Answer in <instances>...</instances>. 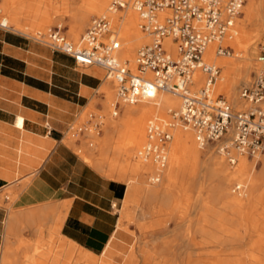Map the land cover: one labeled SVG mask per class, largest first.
Listing matches in <instances>:
<instances>
[{"label": "crops", "instance_id": "obj_1", "mask_svg": "<svg viewBox=\"0 0 264 264\" xmlns=\"http://www.w3.org/2000/svg\"><path fill=\"white\" fill-rule=\"evenodd\" d=\"M23 1L28 0H15L10 5L14 17H49L39 13L43 12L39 8L44 6V0H29L35 5V14L30 16L24 14L22 5L18 6ZM50 1L60 6L64 3ZM75 1V5L81 3ZM93 66H80L71 56L37 41H28L23 34L0 26V199L10 191L3 192L4 188L17 180H12L14 176L25 173L22 180L9 186L16 192V200L10 204L5 197L0 205V255L4 244L10 243L18 247L19 258L25 260L20 244L45 243L48 245L43 251H49V256L36 254L33 263L44 260L50 264L56 252L57 234L95 255L102 254L114 237L109 252L117 262L128 252L122 246L117 212L126 196V183L103 176L64 140L80 114L99 97L103 80ZM93 106L101 108L99 103ZM197 205L193 204L198 209L192 207L188 219L175 216L167 222L166 229L151 236L152 242L161 243L155 247L160 258L168 250L164 242H177L180 245L174 250L179 252L186 242L187 227L195 230L200 224L208 227L210 221H216L218 215L212 213L213 209L232 214L230 209L217 204H212V209L201 203ZM160 210L174 208L162 203ZM205 211H209L207 219L202 215ZM58 216L61 220L55 230ZM229 220L220 222L227 228H235L238 219ZM192 236L200 241L205 235L194 231ZM245 237L248 239L249 234Z\"/></svg>", "mask_w": 264, "mask_h": 264}, {"label": "bare ground", "instance_id": "obj_2", "mask_svg": "<svg viewBox=\"0 0 264 264\" xmlns=\"http://www.w3.org/2000/svg\"><path fill=\"white\" fill-rule=\"evenodd\" d=\"M110 1L111 0H86L84 7L80 10L77 9L72 17L74 18L76 26L82 27L88 15L94 13L106 15L110 20V24L112 23L116 28V33H118L120 39L118 48L119 56H117V52L116 56L120 60L130 61V67L135 69L137 61L134 50L138 45L146 42V35L149 37V43L151 41V36L143 30L144 33L140 32L138 28L140 16L134 6L136 0L129 3V5L126 4L127 0H112L113 2L109 5ZM114 2L123 4V9L118 6L116 8L113 7L112 4ZM33 4L34 3H25L23 8L27 11L33 10L35 9V5ZM62 8L67 10L68 5L66 3H63L62 6L55 5L53 9L59 10ZM241 8L240 12L243 16L242 18L239 15L236 17L234 27L236 29V34H238V26L242 25L247 35V46L244 49V55L236 54L234 58H226L227 55L218 54L216 51L219 42L212 41L207 45L202 57L204 61L221 68L220 79H217L218 81L214 84V92L224 94L231 105L236 107V109L246 106L239 96V85L248 83L250 72L258 69L260 61L264 62V57L257 54V50L251 41L252 35L259 37L264 33V0H247ZM47 9L49 8H45V6L39 8V10L42 11H47ZM1 24L5 27L9 26V24L16 25L18 29H23L30 35L32 32H34L35 35L36 32L42 31V28H39L40 26L38 27L34 23L24 24L21 19L14 17L12 14H10L9 17H3ZM85 32L83 34H85ZM126 36H128V39ZM79 38L73 42H77ZM231 39L232 38H227L222 43L226 44L227 40ZM165 45L173 55L176 54V46L170 39H166ZM204 78V74L201 71H197L194 76L195 84L193 88L196 89L200 87L204 82ZM181 107L182 100L180 96L170 90H155L150 97H146L135 104H125L122 112L118 113V111H116L118 118L111 119L110 128L114 126L118 129L120 135L124 136L131 145L127 146L124 151L118 149L117 160L115 161L108 160L107 157L103 156L101 158H93L90 160L91 164L107 177L124 180L126 182L127 190L125 201L127 206H130L132 212L136 211V208L141 204L148 205L155 201H162L167 204L170 200L169 193L172 188L177 186L180 182L183 184L187 182V186L192 184V180L185 179V173L192 168L194 172L200 173V178H202L201 176H203V174H206L205 176L208 177L216 176L217 181L210 191V198L211 201H214L222 208H227L232 211V214L228 213L225 216L228 221H230L229 219L232 218V215H235L241 210V207L250 204H253V206L259 203L262 204V213L264 214V158L262 157L261 165L257 167L259 158L257 161H254L255 159L251 161L249 155L237 152L232 146H229L228 151L221 150L222 141H218L220 143L215 149H212V142H208L204 146H201L193 130L184 128L177 120H173L172 112L180 111ZM168 110H172L171 116L167 114ZM114 112L115 108L113 114ZM151 119L171 121V123H173L172 126H174L170 129L173 139L168 143L167 148L168 158H170L168 160V165H166L168 167H165L166 169L164 168L165 171L163 170L162 183L158 185L151 184L148 180L149 176L144 178L145 170L153 174L158 171L157 165L152 160L143 159L138 155V152L148 140L147 128ZM207 144H209L208 147L206 146ZM205 146L207 150L202 151V149L206 148ZM257 155H255L254 158H256ZM229 157L234 158L235 164H237L236 169L234 168L231 173L228 167V163L232 164ZM120 158H123L125 161L122 162ZM29 180L30 179L27 181ZM233 181H236L235 188H240L242 186L244 197L239 198L233 194L235 190L230 186ZM241 194L242 193H238V196ZM193 195L194 196L189 195L187 198L190 206L191 204L199 205V203H201L205 208H210V205L207 204V200L203 201L199 193ZM193 207L195 208V206ZM139 210L142 212V208ZM192 210L193 209H191V211ZM214 212L216 213L217 211L214 209ZM204 213L208 216L209 211L203 212L202 215H204ZM29 216L31 215L29 214ZM30 218L32 219V217ZM60 220L61 216H58L55 230L58 229ZM254 220L255 218H251L247 223H242L241 226L243 229L241 232L240 229H233V237L224 236V228L226 229L227 227L215 220L210 221L209 224L211 223V225L208 227L204 225L201 226V224L199 227L197 226L195 230L191 227H187L184 233L186 234L184 242H186L184 244L182 243V247L180 246L183 250L180 249V251L177 252L174 248L171 249L167 247V253H170L171 257L164 256L167 253L161 255L165 260L164 264H167V261L168 264H182V262L176 260L177 258H183L184 264H188L191 257L194 255H197V257H195V259H197L195 264H212V261L209 260V256L214 253L220 254V252L224 253V256L223 258L221 256L217 257V260L222 264H264V244H260L252 237L255 232L257 234L259 231ZM122 228L123 227H121V229ZM37 230H40V227H38ZM194 231L199 232V234L202 233L205 236H202L203 238L200 241L188 237L187 234L193 233ZM246 233L251 235V237L247 239L245 237ZM113 239L114 237H112L106 250L102 254L95 255L79 246L67 242L57 234L55 238L57 253L55 256H51L50 264H67V259L70 255L74 258V264H117L119 262L113 260L109 252V248L113 246ZM46 245L48 244H20L19 248L22 249V258H30V261H33V256L36 254H46L48 257L50 252L47 250L43 251ZM50 245L51 248H53V242H51ZM17 248V246L15 247L10 243L4 244L1 250L0 264H25L24 260L19 258L16 252ZM198 248H202L205 251L204 253L206 255L203 253V256H208V254L209 256L207 258L201 257V254L197 253ZM144 249L145 248L141 247V245L138 248L136 247V249H130L124 256L125 258L121 261L122 264H138V260H142L143 264H149L156 258V251L145 252ZM178 253L180 254L179 256ZM26 263L29 264L28 262Z\"/></svg>", "mask_w": 264, "mask_h": 264}, {"label": "built area", "instance_id": "obj_3", "mask_svg": "<svg viewBox=\"0 0 264 264\" xmlns=\"http://www.w3.org/2000/svg\"><path fill=\"white\" fill-rule=\"evenodd\" d=\"M246 1L136 0L134 6L140 16V27L151 36V41L138 48L135 72L116 56L119 41L106 15L94 16L77 42L65 36L58 25L30 37L53 51L71 56L80 66L94 65L105 70L106 78L116 89L114 116L121 104H135L152 96L155 90H170L182 100L181 110L172 112L173 120L193 130L201 146L222 141L221 150L228 151L232 146L241 154L254 156L264 154V64L240 87L239 96L246 106L236 109L223 94H215L214 84L220 69L202 58L212 41L219 42L218 54H232L233 48L222 42L236 35L235 18ZM122 5L112 4L115 8H123ZM166 39L176 46L175 55L166 48ZM261 49L264 52V43ZM197 71L205 78L195 89ZM172 124L151 119L148 140L138 152L141 158L157 165L158 171L148 175L152 183L159 181L167 164ZM229 160L235 164L234 158Z\"/></svg>", "mask_w": 264, "mask_h": 264}, {"label": "rangeland", "instance_id": "obj_4", "mask_svg": "<svg viewBox=\"0 0 264 264\" xmlns=\"http://www.w3.org/2000/svg\"><path fill=\"white\" fill-rule=\"evenodd\" d=\"M2 1H5V2L2 3ZM14 1L15 0H0V24L2 22L3 17H9L10 14H12L13 9L11 8L10 5ZM44 1L45 2L43 5L45 6V8H49V9H47V11H43L42 13L41 12H39V13L43 14V15H47L49 17H47V18H31V17H28V18L21 19L24 24L34 23L36 26H38V27L40 26L39 28H42V31H41L42 33H46L48 29H50L53 26L58 25V26H61L62 32L65 34V36H67L72 41H76L87 30L88 26L90 25L92 18L94 16H98L97 13L88 15L85 22H84V25L82 27H77L72 15L75 13V11L77 9L80 10V9H82V7H84V5L86 4V0H81V3L78 5H75V4H77V2L75 0L71 3H70V0H63V2L68 5L67 10H64L63 8L59 9V10H54L53 8H54L55 4H53L50 0H44ZM132 1H134V0H127L126 4L129 5V3H131ZM112 2L113 1L111 0L109 5H111ZM25 3H34V2L29 1V0L23 1L18 6L22 5V7H23V5ZM69 9H73V10H69ZM121 9H123V8H121ZM24 14L30 16V15H34L35 12L33 10H28V11L25 10ZM50 16H52V17H50ZM239 16L242 18L243 15L241 12H240ZM138 18H139V16H138ZM138 22H139L138 28H139L140 32L144 33L142 31V29L140 28V20H138ZM111 27H112L115 35L117 34L115 37L118 39V41H120V39L118 37V33H116L117 32L116 28L114 27V25L112 23H111ZM238 27H239V33L236 34L231 40H227V42H226V44L230 45L233 48L232 54L226 56V58H234V57H236L235 56L236 54H239V55L243 54L244 55V49L247 46V35L244 32V28H242V25L241 26L239 25ZM7 28L23 33L28 41H32V42L35 41V39L33 40V37H30L31 35H34V32H32L30 35L27 32H25L23 29H18L16 27V25L14 26L13 24L12 25L9 24V26H7ZM240 29H241V31H240ZM261 36L256 37V36L252 35L251 41L253 42V45L257 50V54L261 57H264V52L261 49V45L264 43V33ZM126 38L128 39V36H126ZM146 39H147L146 42L138 45L136 47V49L134 50L135 56H136V52H137L138 48L141 47L143 44L148 43L149 37L147 35H146ZM118 51L119 50H117V56H119ZM121 61L127 62L128 67L132 71L135 72L137 70V65H136L135 69H132L130 67V61H128V60H121ZM263 64H264V62L260 61V66L258 67V69L250 72L249 81L251 80L253 74L256 73L262 67ZM93 69L95 70V73L103 80L102 85L98 89L99 97L95 98L92 101V103L80 114L78 119L72 124L70 129L65 133V137H64L65 138L64 140L76 150V152L81 156V158L90 164H91L90 160H92L93 158H101L103 156L107 157L108 160L115 161V160H117L118 149H121L122 151H124V149L127 146L131 145L130 142H128L124 136L120 135L118 129H116L114 126L113 127L111 126V128H110V122L112 121L111 119L118 118V115L114 116V114H113L114 105L117 101L115 86H114L113 82H111L110 79L106 78L105 70H103L102 68H100L98 66H93ZM219 69H220V74H221V68L219 67ZM220 74H219L218 80L220 79ZM241 86L242 85L240 84L238 87V91H239ZM215 94H218V93H215ZM100 96H102V98H100ZM225 98L228 100L227 97H225ZM95 103L101 104V108L100 109L95 108L93 106V104H95ZM123 107H124V105L121 104L120 107L117 108L118 113L123 111ZM234 108H236V107H234ZM238 109H241V108H238ZM172 110H175V109H172ZM172 110H168L167 114L171 116ZM100 122H102V123H100ZM98 123H99V125H98L99 127L97 126L98 128H96V124H98ZM172 139H173V137L171 138L170 141H172ZM219 143L220 142L211 143L213 145L212 149L217 148ZM208 145L209 144H207L206 146L208 147ZM207 147L205 149H202V151L207 150ZM167 153H168V150H167ZM254 157H255V155L250 156L249 159L251 161H253V159H255L254 161H257L259 158V160L257 161V167H259L261 165V159L264 158V154L257 155L256 158H254ZM120 159L122 162L125 161L123 158H120ZM169 159L170 158H168V160ZM133 161H135V160H133ZM168 163L169 162L167 161L166 165H168ZM16 165H19V163H17ZM165 167L167 168L168 166H165ZM228 167H229L230 173H231L234 170V168L236 169L237 164L228 163ZM163 170L161 172L160 180L158 182L152 183L148 179L149 182L153 185H158L159 183H162ZM147 172L148 171L145 170L144 178H147V176L149 175V172L148 173ZM100 173L102 175L104 174L102 172H100ZM24 175H25V173H21V172L17 173L14 176V178L12 179V180L17 179V180H15L9 186H11L12 184H14L15 182H17L19 180H22V178L25 177ZM199 175H200V173L194 172V169L190 168V171L185 173V179L192 180V184L190 186H187V182L185 184L180 182L177 186H175L174 188L171 189L172 192L170 191V193H169L170 194L169 195L170 200L167 203L171 204V206L174 208V210H166V211L160 210L161 204L163 202L162 201L161 202L155 201L154 203L152 202V204L149 203L148 205L147 204H143V205L141 204V205H139V207L136 208V211L132 212V210L130 209V206H127L126 201H125V197H124V199L120 202V204L118 206V211H117L119 214V224H118L119 229L118 230L122 232L121 240L123 243L122 246H123L124 250L127 249V251H129L130 249L131 250L136 249V247L138 248L141 245V247L145 248L144 249L145 252H149V251H153V250L155 252V250H156L155 247L157 245H161V243L155 242V241L152 243L151 236L161 232L164 229H166L167 228V222L170 219L174 218L175 216H179L180 219H188L190 217L189 215H190L191 209L193 207V204H191V206H190L189 205L190 203H188V201H187V198L189 195L194 196L193 194L199 193L201 198L203 199V201L207 200V204H209L210 209H212L211 205L216 204V203L214 201H211L210 191L215 186L217 178H216V176H213V177L205 176L206 174L205 175L203 174V176H201L202 178H200ZM103 176L107 177L105 174ZM234 177H235V175H234ZM123 182L126 183L124 180H123ZM235 184H236V181H233V183H231V185H230L235 190L233 192V194L239 198L244 197V192L242 190V186L240 188H235ZM9 186L4 188V190H3V192L8 191L6 189H9L10 191L7 192L6 195L3 196V199H0V205L3 204V200L5 197H8V202L10 204L16 200V196H17L16 192L13 191L12 187H9ZM23 186H24V184L21 181L20 187H23ZM238 193H242V194L240 196H238ZM151 206L154 208L153 210H151ZM180 207H182L183 210L177 211V208H180ZM138 208L139 209L142 208V212ZM189 208H190V211H189ZM224 209H226V208H224ZM144 211H145V213H144ZM216 211L217 212L215 213L214 209H213L214 215H218V217H217L218 219L216 221L220 222L221 220H227L225 218V216L228 213H226L224 210H222V211L216 210ZM203 217H205L206 219L208 218V216L205 213H204ZM235 218L238 219L237 226H235V228H232V229H230V228L225 229L224 228V230H225L223 233L224 236L233 237V234H232L233 229H240V232H241L243 229V227L241 226L242 223H247L251 218H255L254 222H256L257 227L263 229L262 227L264 226V214L262 213V204L259 203V204H256L255 206H253V204H250V205H245L244 207H241V210L239 212H237L235 215H232L231 219H235ZM220 223H222V222H220ZM222 224H224V223H222ZM121 227H123L124 230H123V228L121 229ZM261 229H259V231H258L259 233L257 232V234H256V232H255L254 236L252 235V237L255 238L256 241H258L260 244H264V231ZM187 235H188V237L194 238L192 236V233H189ZM256 235H260V237H258ZM185 237H186V234H185ZM249 237H251V235H249ZM135 245H137V246H135ZM163 245L172 249V248H175V246L178 244H177V242H174V241L172 242L169 240L168 242H164ZM204 252L205 251L202 248L201 249L198 248L197 253H200L201 257L207 258L209 256V254H208V256H203L202 254ZM54 253L56 255L57 250ZM167 254L164 256L171 257L170 253H167ZM223 254L224 253H222V252H220V254L214 253V254L209 256L210 257L209 260L212 261V264H222V263H219V261L217 260L218 259L217 257L221 256L223 258V256H224ZM155 255H156L155 256L156 258H154L149 264H164V262H165L164 258H162V256L160 258L159 255L157 254V252ZM204 255H206V254L204 253ZM195 257H197V255H194L193 257H191L190 262L188 264H195L196 260H197V259H195ZM26 259L25 260L23 259L25 264H27L26 262H28L29 264H46L44 260H42L40 263L39 262L33 263V261L29 262ZM176 260L178 262L180 261V262H182V264H184L183 258L182 259L177 258ZM67 264H74L73 256H71V255L68 256ZM117 264H122V262H119ZM138 264H143V261L138 260ZM167 264H168V261H167Z\"/></svg>", "mask_w": 264, "mask_h": 264}]
</instances>
